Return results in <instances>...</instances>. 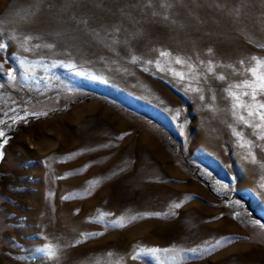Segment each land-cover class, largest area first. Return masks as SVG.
<instances>
[{
  "label": "rangeland",
  "instance_id": "374dc122",
  "mask_svg": "<svg viewBox=\"0 0 264 264\" xmlns=\"http://www.w3.org/2000/svg\"><path fill=\"white\" fill-rule=\"evenodd\" d=\"M0 41V264H264V140L225 91L264 58V0H0Z\"/></svg>",
  "mask_w": 264,
  "mask_h": 264
},
{
  "label": "snow or ice",
  "instance_id": "6c2138e0",
  "mask_svg": "<svg viewBox=\"0 0 264 264\" xmlns=\"http://www.w3.org/2000/svg\"><path fill=\"white\" fill-rule=\"evenodd\" d=\"M34 14V13H33ZM34 39L31 35L23 36L22 39H20V47L24 51H30L31 49L28 47L29 43ZM35 48L40 47H46V48H52L53 45L51 44H35L33 45ZM8 48V44L0 41V51H6ZM209 52H211V49H209ZM162 57H168L171 54L168 52H161L160 54ZM15 58V57H14ZM252 61L255 63L250 65L245 69L247 73L250 74V78L243 79L239 83L229 84L228 87L225 89L227 93V98L231 102V112L237 123H241L247 127H251L254 129L261 130V133L258 135V139L264 140V99H260V97H264V58L253 56ZM174 63L177 65H186L188 72H179L175 71L171 68L168 70L172 72V74L176 77H178L180 80H185L186 78L193 80L195 82H199V76L196 72V69L194 66L189 63L188 61L181 59V58H175ZM244 61H240L241 66L243 67ZM55 66V65H53ZM68 68H74V64H68ZM157 67L159 70H164L160 67L158 64ZM3 68V65H0V69ZM208 72L211 73L213 71L211 63L208 65ZM77 75H83V73H77ZM92 79H96L97 77L92 76ZM220 80H225V76L219 75L217 77ZM17 77L15 75V69H9L7 71V80L9 82L14 83L16 81ZM46 83V81H45ZM4 85L0 84V88H3ZM191 91L194 92H202V89L200 88H190ZM247 98V99H245ZM200 99L203 100V95H200ZM214 99V97H213ZM35 115V113H34ZM25 117H17L15 119H24ZM233 134L239 138L241 141L240 146L242 148L248 149V156L252 158V162H256L255 155L251 151L252 143L250 141H246L243 138V134L239 131H237L235 128H233ZM126 135H129V133H123L122 135L118 136L117 139H124ZM8 143V140L6 138V134L3 130H0V161H3L5 153L3 151L4 146ZM247 158V157H246ZM90 183L93 184H99L100 181H92ZM64 199H68V197H64ZM181 207L180 203H174L171 208L178 209ZM172 215H175V212H171ZM111 215L110 213H102L100 219L103 218V216ZM145 216H155V217H166L169 215V213H145L143 214ZM131 220H136L137 216H132L130 218ZM116 226L124 227L125 226V217L121 216L116 222ZM261 227H264V225H261ZM85 239L90 237H95L97 235H102V233H82L81 234ZM82 241L77 240L73 246L76 244L81 243ZM219 241H217V246L219 245ZM62 250V246L59 244L53 245L51 243L46 244L43 248L39 249V251L45 253L49 258L52 259H58L59 258V252ZM206 251L207 249H203ZM170 251H175L176 255L178 256L179 253L183 250L179 249H161V248H138L134 251L132 255V259H139L140 257L144 255H151L153 257H158V254L164 253L167 254ZM193 254H196L197 249H191L190 250ZM108 256H112V253H108ZM115 264H119V261H116ZM163 264H182V261L177 260L176 256H173L170 261L165 260Z\"/></svg>",
  "mask_w": 264,
  "mask_h": 264
}]
</instances>
